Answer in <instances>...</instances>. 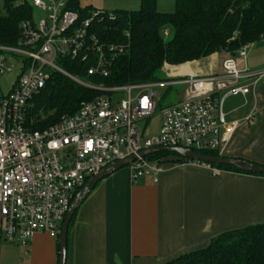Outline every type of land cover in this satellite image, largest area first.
I'll list each match as a JSON object with an SVG mask.
<instances>
[{
	"label": "built area",
	"instance_id": "built-area-1",
	"mask_svg": "<svg viewBox=\"0 0 264 264\" xmlns=\"http://www.w3.org/2000/svg\"><path fill=\"white\" fill-rule=\"evenodd\" d=\"M47 17L21 24L15 46H0V76L21 67L12 90L0 97V241L27 246L37 234L59 235L69 207L86 183L104 169L131 157L132 180L163 172L158 161L139 158L149 149L183 148L224 154L241 124L227 122L226 99L246 97L264 81V69L241 70L249 45L222 63V73L189 75L168 81L120 87L91 86L63 67L70 60L85 68L86 78H107L128 44L109 43L99 27L116 18L105 11H80L73 0H30ZM10 66V67H9ZM171 68V67H168ZM55 74L86 88L105 92L84 102L72 116L43 131H31L32 100ZM170 78V77H169ZM185 87L184 98L159 108L154 87ZM161 116L156 136L146 137L141 122ZM253 112L245 121L252 118ZM183 164L221 173L199 162Z\"/></svg>",
	"mask_w": 264,
	"mask_h": 264
},
{
	"label": "crops",
	"instance_id": "crops-1",
	"mask_svg": "<svg viewBox=\"0 0 264 264\" xmlns=\"http://www.w3.org/2000/svg\"><path fill=\"white\" fill-rule=\"evenodd\" d=\"M252 52L250 58L246 54L245 59H236L241 70L264 69V64L254 62ZM226 58L215 53L170 66L184 69L180 74L171 70L168 76L221 74ZM178 88L180 97L171 105L184 98L185 87ZM246 100L247 104L243 97L225 101L227 122L241 124L224 156L264 165V81ZM251 112L252 118L245 121ZM140 125L146 137L156 136L161 116ZM162 167L157 181L153 177L133 181L130 167H125L96 186L69 229L66 264H165L207 247L220 235L264 224V177L226 171L214 175L206 168L174 162ZM25 247L27 264L59 262L56 235L37 234Z\"/></svg>",
	"mask_w": 264,
	"mask_h": 264
},
{
	"label": "trees",
	"instance_id": "trees-1",
	"mask_svg": "<svg viewBox=\"0 0 264 264\" xmlns=\"http://www.w3.org/2000/svg\"><path fill=\"white\" fill-rule=\"evenodd\" d=\"M174 6V12L161 13L157 10V0H142L138 10L114 11L116 20L99 27L98 34L109 43L129 45L128 52L114 62L109 77L86 78L85 68L70 60H63V67L91 84L105 87L158 83L169 80L164 78L165 64L179 66L215 53L232 57L244 46L264 39V0H174ZM73 8L92 10L82 9L78 0H73ZM4 10V15L0 12V46H15L21 36V24L32 18L33 8L25 0H4ZM180 68L171 70L180 74ZM104 95L55 74L32 100L27 127L31 131L48 129L63 117L74 115L82 103ZM162 107L159 103V108ZM198 152L219 157L212 151ZM147 159L161 165L188 162L170 152ZM211 166L220 171L264 177L229 166ZM165 264H264V224L220 235L207 247Z\"/></svg>",
	"mask_w": 264,
	"mask_h": 264
},
{
	"label": "rangeland",
	"instance_id": "rangeland-1",
	"mask_svg": "<svg viewBox=\"0 0 264 264\" xmlns=\"http://www.w3.org/2000/svg\"><path fill=\"white\" fill-rule=\"evenodd\" d=\"M30 4V0H25ZM82 9L90 8L97 11H106L113 13L117 10H125L128 12L136 11L141 6V0H78ZM174 0H157V10L161 13L174 12ZM0 12L5 14L4 0H0ZM32 17L35 22L43 21L46 19L47 14L36 7L33 8ZM250 50V51H249ZM248 51V52H247ZM246 54L250 58L252 52V59L257 64H264V39L249 45ZM12 71L6 72L0 76V97L6 96L12 90L18 76L21 74V67L17 63H11ZM9 66V67H10ZM180 66V65H179ZM170 65L165 64L163 67L164 78H169L168 73L171 71ZM176 67V66H171ZM184 67L180 68L179 73H182ZM170 79V78H169ZM91 86L98 87L100 85L90 84ZM102 85V84H101ZM105 87V86H104ZM102 92V91H101ZM153 92L157 94V101L162 106L170 102H175L180 97L181 89L178 87H154ZM105 94V92H102ZM229 104H224V109H228ZM141 126V125H140ZM151 130V129H150ZM27 248L18 244H10L0 241V264H27Z\"/></svg>",
	"mask_w": 264,
	"mask_h": 264
},
{
	"label": "water",
	"instance_id": "water-1",
	"mask_svg": "<svg viewBox=\"0 0 264 264\" xmlns=\"http://www.w3.org/2000/svg\"><path fill=\"white\" fill-rule=\"evenodd\" d=\"M162 152H170L177 154L178 156L191 162H199L214 166H229L247 174L264 175V165H259L245 160L234 159L225 156L224 157L206 156L200 153H196L192 150L183 149V148L149 149L141 152L138 157L142 159ZM136 159L137 157H131L121 162L115 163L109 168L104 169L99 175L89 180L86 183V185L83 187V189L76 195L74 201L69 207V210L62 224V228L59 236L60 252H59L58 264H66L67 262L68 230L74 214L79 210L83 202L88 198V196L92 193V191L104 178L108 177L109 175L125 167H128L130 164L135 162Z\"/></svg>",
	"mask_w": 264,
	"mask_h": 264
}]
</instances>
